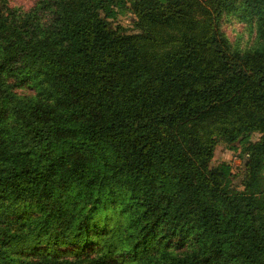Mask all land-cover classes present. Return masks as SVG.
<instances>
[{"label": "trees", "instance_id": "1", "mask_svg": "<svg viewBox=\"0 0 264 264\" xmlns=\"http://www.w3.org/2000/svg\"><path fill=\"white\" fill-rule=\"evenodd\" d=\"M0 264H264V0H0Z\"/></svg>", "mask_w": 264, "mask_h": 264}, {"label": "rangeland", "instance_id": "2", "mask_svg": "<svg viewBox=\"0 0 264 264\" xmlns=\"http://www.w3.org/2000/svg\"><path fill=\"white\" fill-rule=\"evenodd\" d=\"M36 0H10L12 6H19L24 9H29L34 6ZM120 22L125 26L132 28V18L130 15L121 16ZM223 31L230 38L231 41L238 43L240 46L249 45L253 41L256 28L252 23L241 21L236 17H229L223 21L221 25ZM28 91V90H25ZM259 134H255L253 139L256 140ZM221 161L231 163L235 173H239L243 167V157L240 156V151L230 149L224 143H220L215 151V155L212 164H217ZM78 247H69L59 249V252H65L69 250H76ZM57 251V253H58Z\"/></svg>", "mask_w": 264, "mask_h": 264}]
</instances>
